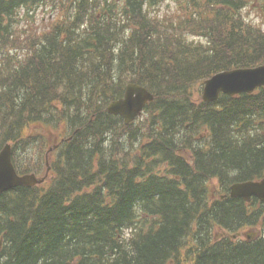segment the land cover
<instances>
[{
	"label": "trees",
	"instance_id": "trees-1",
	"mask_svg": "<svg viewBox=\"0 0 264 264\" xmlns=\"http://www.w3.org/2000/svg\"><path fill=\"white\" fill-rule=\"evenodd\" d=\"M169 1L0 0V151L41 174L64 139L46 185L0 195V264H181L183 250L264 264V238L213 240L264 224V208L211 202L209 186L264 178V88L200 98L212 76L264 64V30L244 14L264 0ZM43 6L50 25L23 37L22 11ZM131 82L155 100L126 126L107 107Z\"/></svg>",
	"mask_w": 264,
	"mask_h": 264
},
{
	"label": "water",
	"instance_id": "water-1",
	"mask_svg": "<svg viewBox=\"0 0 264 264\" xmlns=\"http://www.w3.org/2000/svg\"><path fill=\"white\" fill-rule=\"evenodd\" d=\"M264 86V66L255 69H240L216 75L206 82L203 100L211 103L219 99L220 93L229 96L242 93H253L258 87ZM153 95L145 88L130 84L123 99L115 101L108 107V112L122 116L126 124H130L141 114ZM34 174L19 176L12 162V147L6 145L0 153V194L20 186L34 187L45 182ZM233 198H244L250 201L253 196L264 201V179L258 182L235 184L231 188Z\"/></svg>",
	"mask_w": 264,
	"mask_h": 264
},
{
	"label": "rangeland",
	"instance_id": "rangeland-1",
	"mask_svg": "<svg viewBox=\"0 0 264 264\" xmlns=\"http://www.w3.org/2000/svg\"><path fill=\"white\" fill-rule=\"evenodd\" d=\"M169 3L170 4L167 5H170L171 8L176 7L174 3ZM167 5L164 6V9L167 7ZM255 8L256 6H254L248 12L247 18H249V20L253 21L255 24H261L264 28V12L256 10ZM52 15V10L47 6H43L40 8L31 7L30 12H26L25 14H23V19L21 18L19 20V33L25 36L31 28H33L34 31H37V33L43 31L44 28L46 29L50 25V21L53 18ZM53 139H56V136H50L49 140L52 141Z\"/></svg>",
	"mask_w": 264,
	"mask_h": 264
},
{
	"label": "flooded vegetation",
	"instance_id": "flooded-vegetation-1",
	"mask_svg": "<svg viewBox=\"0 0 264 264\" xmlns=\"http://www.w3.org/2000/svg\"><path fill=\"white\" fill-rule=\"evenodd\" d=\"M262 234L261 230L257 228L250 227V228H241L236 233L235 238L230 239L232 243H239V244H246L249 242H254L259 239V236Z\"/></svg>",
	"mask_w": 264,
	"mask_h": 264
},
{
	"label": "bare ground",
	"instance_id": "bare-ground-1",
	"mask_svg": "<svg viewBox=\"0 0 264 264\" xmlns=\"http://www.w3.org/2000/svg\"><path fill=\"white\" fill-rule=\"evenodd\" d=\"M169 1V0H168ZM166 9V8H165ZM175 10V9H174ZM170 14V13H169ZM198 37V36H197ZM203 38V37H202ZM131 147V146H130ZM122 150V149H121ZM133 153V152H132ZM242 180V179H241ZM225 188V187H224ZM155 207V206H154ZM41 209V208H40ZM139 219V218H138ZM154 219V218H153ZM227 220V219H225ZM142 223V222H141ZM159 229V228H158ZM211 229V228H210ZM147 233V232H146ZM213 234V233H212ZM129 235V234H128ZM131 235V234H130ZM191 254V253H190Z\"/></svg>",
	"mask_w": 264,
	"mask_h": 264
}]
</instances>
